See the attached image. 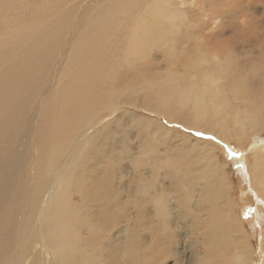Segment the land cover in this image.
Wrapping results in <instances>:
<instances>
[{
  "label": "bare ground",
  "instance_id": "6f19581e",
  "mask_svg": "<svg viewBox=\"0 0 264 264\" xmlns=\"http://www.w3.org/2000/svg\"><path fill=\"white\" fill-rule=\"evenodd\" d=\"M35 1L36 0H34L32 6H28L27 3L25 4L23 1L0 0V264H88V261L85 260L87 263L84 262L85 254L87 257L90 255L93 258L95 253H100L102 250L89 246L91 248L90 250L88 249L89 247L86 250L81 249L77 252V259L70 260L68 247L74 244V240L78 235L83 236V244H87L88 240L93 242V239H101L99 237H101L102 234L108 233L110 221L114 229L116 228L115 232L110 235L112 242L115 241V239L117 240L116 247L113 248V256L116 258L120 256L122 259L124 256V238L126 235H130L129 237L132 238L134 243L139 244L140 240H136L139 239V236H137L139 233L131 234V231L128 230L130 226L129 220L131 218L129 219L126 216V212H123L120 216L111 215L109 207L112 205L107 203L106 198L108 196L112 201L116 200L117 197L113 195H119L126 187V182H124L125 176H119L121 178L117 177L119 178L118 181H120L119 184L117 182L114 188L115 183H113L109 187V191L105 192H102L103 187L100 186V181H92L89 185L91 186L92 184V191L96 192V190L101 187V194L99 197L97 196L100 201L92 204L89 216L91 218L84 217L83 212L77 217L80 214V209L76 204L74 207L75 196H78L76 194L80 195L78 199L84 200L86 197L84 196V190H86L84 181H87L88 177L98 176L92 174L89 170H84V167L88 169L92 166L87 165V163H83V170L80 171V165L76 164V161H80L81 157H78V155H80L79 148L77 149V147H75L78 151L71 156H69L70 152L66 151L67 148L69 149V146L72 147L75 142H79L78 145L81 147L84 146V149L81 148L82 150H85L86 147L90 148L92 145L95 146L98 142H94L95 134L85 136L84 134L86 132H83V134L80 133L78 137L75 136L73 138V134H78V132L73 130L89 127L95 122L96 116L92 113L96 111H91L94 108H91L89 106L90 104L88 105L89 102L97 104L95 101L102 98L103 91L109 95L113 93L111 81L117 80L119 74L118 72L116 73L117 70L113 67L107 69L104 66L105 57L113 51L116 52L119 48H121V53L123 52L124 56V50H126L125 59L119 62L116 61L114 58L115 56H112L113 54L110 56V59L112 58L110 61L119 67L124 65L125 62L127 66H130V63L135 60L133 59L134 57H140L143 63L140 62L141 65L139 69L136 68V71H145V68L148 67V71H154L157 81L159 80L161 84L164 83V86L168 85L167 88L164 89L165 92H168V95H161L162 101H154L156 103L153 105L156 106L155 108L159 112L166 113L165 115L168 117L170 124L176 122V126H182L178 123V119L182 118V113L177 111L175 107L178 106L183 111V107L186 106L189 110V114H191L193 118L208 113L212 120L215 118H224L225 121L228 122L232 118H237L239 114L246 113L249 115L248 117L254 126L259 125L260 127H264V74H262L261 80L256 84L251 80L241 81L240 76L231 74L227 76V81L229 83L227 86L230 88L229 91L225 90L224 87L219 84V81L214 78H210L208 80L209 82L200 90L193 89L192 91L186 87H182L180 89L178 101L174 105L169 96L168 88L173 80H171L169 76L163 77L162 79L159 78V74L156 72L158 71V65L155 63L157 56H153V53L149 54V52L161 49L162 53L167 55L166 62L169 65L174 62L173 56L169 54L172 52L171 48L174 47L175 44L170 46V41L174 42V38L179 34V31L176 32L173 30L177 25L175 20L177 18L176 14L179 11L177 7L179 6H176V13L173 12L166 18L156 6L157 3H159V5L166 4L167 6L168 3L175 7V0H140L141 3H136V1L133 0L135 5H137V9L133 13L131 10L132 8L130 9V7L134 5L132 0L128 2V4L130 3V7L124 4V0H109L106 1V3L103 2L101 6L87 9L81 15L82 18L78 25V33L74 36L73 42L69 44L68 50L65 53V59L60 60L64 67L56 69V63L53 62L58 58L55 52H58L60 44L65 42L63 38L64 28L68 22L71 24V14L73 15L78 11H74L73 8L76 5L71 8V4V7L69 6L71 9L66 8V10H63V8H65L64 3L68 0H47L44 5L40 4V9H36L38 1ZM179 3L182 5L184 2L180 0ZM113 5L114 7L116 5H121L122 7L126 6L124 9L127 12L120 11L117 14V10L112 9ZM11 7L13 8L10 11ZM22 9H24L23 12L27 11L28 15H22ZM75 10H77V8ZM167 18H169V20H167ZM163 22L166 23L163 24ZM124 26L127 27H125L126 30L122 28ZM66 27L69 28V26ZM233 37L238 39H235L234 42L238 41L239 45L229 47L243 49L246 40H240L239 36L236 34H234ZM116 38L119 41H117ZM211 42L213 43L215 40ZM256 46H263V44L261 42ZM231 62H233V64L230 65V71H237L238 68L240 69V62H238L239 64H234V59L231 60ZM257 64H260V62H252L251 66L257 68ZM261 64L264 65V55ZM50 68L52 71L57 72L52 74ZM145 75L143 74L141 76ZM53 77L55 86L47 99H49V102L57 107V109L50 115L52 112L50 107L52 105L50 106L48 101L47 107L41 104L44 105L43 108H45L44 116L38 119L39 123L36 125L37 119H33L32 117L35 102H37L36 100L39 99L40 95L45 90V86H49ZM126 81L127 80H124L121 84H124ZM148 81L149 78H143V80L137 79V84L141 86L142 84H148ZM159 81L157 84H160ZM132 82L130 81L126 84L128 85V83L130 84ZM149 82L152 83L151 86L154 85L152 80ZM52 85L53 84H50L51 87H53ZM140 86L136 87L139 88ZM161 87L159 88L160 90H162ZM152 90L154 91V89ZM151 91L148 92L150 93ZM159 91L157 90L156 92ZM229 93L232 94L234 102L230 109L228 108ZM90 94V99L92 100H87L86 98ZM147 98L149 99L150 97ZM139 99H137V101ZM207 101H209V103H207ZM117 104H119V102L113 103L111 107L114 108L113 106ZM120 106L121 105H119L118 108ZM135 107L137 108V105ZM37 109L38 108H36V110ZM114 109H116V107ZM124 110L126 109L124 108ZM46 114L47 116H45ZM183 119H185L184 116ZM155 122L152 124L155 125ZM30 126L32 127V131H37V128H39L36 133V138L30 134ZM33 126L37 128H33ZM107 127L109 128L110 125L108 124L105 128H102L106 129ZM151 127L152 126H150V128ZM155 128H157V126ZM121 129H123V127ZM162 129L166 131L170 128L164 124ZM115 130L117 131V129ZM93 131H95V129ZM98 131H100V128ZM68 132L70 133L68 134ZM135 136L134 138H140L137 139V141L139 140L140 146L142 144H151L149 136L147 137V135L141 134ZM225 137L228 138L229 134ZM77 138L80 139L77 140ZM125 138H127L126 134ZM169 138L170 137H167V139ZM244 138H246V136ZM130 139L129 137L128 140ZM126 142L128 141L126 140ZM160 142L161 141L157 139L153 145L156 146L157 143L161 144L162 142ZM125 144L126 143H124V145ZM262 145L256 144L255 148L259 150ZM128 146L130 147V145ZM132 147L133 146L130 148ZM156 148L158 149L159 147L156 146ZM47 149H52L54 152H52L53 157L48 159L47 166H44V162L47 158H43L42 156L47 155ZM63 150L66 151L65 153L69 157L66 158L67 156L64 154V157H66L61 160L64 158L62 157L63 155H61ZM134 150L135 146L127 155L129 159L132 157ZM96 152H98V150ZM159 156H157L160 158L157 165L160 167L163 158L161 154H159ZM125 161L124 163L122 161L120 162L127 168L128 165ZM259 167H264V159L259 161ZM176 169L182 170V165L177 166ZM25 172H27V174H25ZM165 174L172 173L166 172ZM262 175H264V173H262ZM157 176L159 177V175ZM74 178L78 181L76 191H74L72 187V180ZM109 179L111 180V182L109 181L111 184L114 179ZM138 192L139 191H137V193ZM69 197L70 208L69 211L66 212L64 207L69 201ZM87 207H89V205H87ZM133 209H135V207ZM128 212L131 213L132 211ZM164 212L165 206L163 205L160 208V213ZM214 212L213 210L208 217L212 219L209 220V222L203 223L201 228H197L196 226L199 224L193 222L195 226L188 229L192 231V235L191 239H188L186 243L192 247V250L193 247H195L194 244L202 246L200 250H196L198 254L196 255L194 253V256L196 257L199 255L201 257L200 261H204L206 264H250V259L245 255H241L239 249L235 247L237 238H235L232 244L225 245L223 243L221 229L229 218L228 214H222L217 217V215H213ZM140 216V219H136L134 216L136 221L142 219V215ZM148 216L149 215H145L143 218ZM94 218L98 220V223L96 222L97 224L94 223L95 221L93 222L92 219ZM221 220H223V223L220 222ZM132 224L131 229L134 227ZM194 230H198L199 233L196 235V231L194 232ZM140 237H142L141 241L144 239V241L150 245L149 243L152 240L147 234L141 235ZM205 243H208V246H205ZM143 244L145 243L143 242ZM106 247H110V244L104 246V248ZM145 247L147 246L145 245ZM173 249H176V247ZM106 251V249L103 251L104 254H106ZM243 251L245 254H248L245 248ZM147 252H145L146 255ZM149 252H151L150 249ZM173 252L175 251L173 250ZM228 252L229 259H225L224 255ZM101 253L98 256H102ZM167 256L169 257L170 255ZM168 257H164L165 259H156V261H154L153 255H150V257L144 258H147L148 262L146 260L142 261H145L144 264H152L153 262L156 264H166ZM202 257H204V259ZM108 261L105 263L109 264ZM181 261L183 262L181 258L178 260L176 259V264H181Z\"/></svg>",
  "mask_w": 264,
  "mask_h": 264
},
{
  "label": "rangeland",
  "instance_id": "374dc122",
  "mask_svg": "<svg viewBox=\"0 0 264 264\" xmlns=\"http://www.w3.org/2000/svg\"><path fill=\"white\" fill-rule=\"evenodd\" d=\"M18 1H23V3H27L28 6H32L34 3V0ZM43 1L44 0L35 1L37 2L36 9H40V4L44 5V3L47 2V0ZM106 1L109 0H68L64 3L65 8H63V10H66V8L69 9L71 4V8L76 5L75 7L77 10H75V7L73 10L78 12L73 15L71 14V24L68 22L66 26H69V28L66 26L64 28L63 38L65 42L58 47V52H55L58 58L53 62L56 63V69L64 67L60 60L65 59L68 46L73 42L74 36L78 33V25L82 18V13L87 9L101 6L102 3H106ZM129 1L131 0H124V4L130 7V3L128 4ZM134 1H136V3H141L140 0ZM134 1L132 0V2ZM209 1L182 0L184 3L181 5L179 3L180 0H175V7L168 3L167 6L166 4L159 5V3H157L156 8L161 11L162 15H165V18L173 12L176 13V6H179L177 7L179 11L176 14L177 18L175 20L177 25L173 29L176 32L179 31V34L174 38V42L170 41V46L175 44V46L171 48L172 52L169 54L173 56L174 62L169 65L166 62L167 55H165V53L163 54L161 49L149 52V54L153 53V56H157L155 63L158 65V71L156 72L159 74V78L162 79L163 77L169 76L170 79L173 80L168 88L169 96L174 105L178 101V96L182 87H186L192 91L193 89L200 90L209 82L208 80L210 78H214L219 81V84L222 85L225 90L229 91L230 88L227 86V84H229L227 76L231 74L240 76L241 81L251 80L255 84L261 80L262 74H264V65L261 64L264 55V0ZM133 4L134 5L130 7V9L132 8V13L137 9L135 2ZM126 6L122 7L121 5H116L114 7L113 5L112 9H116L118 14L120 11H126L124 9ZM12 8L13 7H11L10 11ZM23 10L24 9H22V15H28V12L25 11V13ZM167 20H169V18H167ZM164 23L166 22H163V24ZM125 27L126 26L122 28L126 30L127 27ZM234 34L238 35L240 40H246L243 49L229 47L239 45L238 41L234 42L235 39L238 40L233 37ZM214 40L215 42L212 43L211 41ZM117 41L119 40L117 39ZM261 42L263 46H256ZM118 50L116 52L113 51L111 54H113L112 56H115L114 58L119 62L125 59L126 50H124V56L123 52L121 53V48ZM111 54L105 57L104 66L107 69L113 67L117 70L116 73L118 72L119 74L117 80L111 81L113 96L103 91L102 98L97 100H101L100 102L95 101L97 104L89 102L88 105L90 104L89 106L94 108L91 110L92 112L99 111L97 112L98 114L96 112L92 113L96 116L95 122L89 127L73 130L78 132V134H73V138L75 136L78 137V135L80 133L83 134V132H86L84 134L85 136L95 134L94 142L98 141L97 143L95 142L96 144L94 143L96 147L92 145L90 148L86 147L85 150H82L81 148L84 146L81 147L78 145L79 142H75L72 146L73 148L69 146V149L67 148L66 150L70 152L69 156L73 155V153H77L79 150L80 155H78V157H81L80 161H76V164L80 165V171L83 170V163H87V165L92 166L88 169L84 167V170H89L92 174L98 176L88 177L87 181H84V187L86 185V190H84V196L86 197L84 200L78 199L80 195L74 193L78 195L75 196L74 207L76 204L80 209V214L77 217L83 212L84 217L91 218L89 217L90 210L92 204L100 201L97 196L99 197L101 194V187L94 192L92 191V184L89 186L90 183L92 181H100V186L103 187L102 192H105L109 191L108 189L113 183H115V188L117 182L118 184L120 182L118 179L125 176V181L123 180L126 182L125 189L122 190L119 195H113L117 197L115 201L109 199L108 196L106 200L108 204L113 206L109 207L111 215L120 216L123 212H126V216L129 219L131 218L129 220L130 229L128 228V230L131 231V234L139 233V235H137L139 239L136 240L140 241L139 244L134 243L132 238L129 237L130 235H126L123 240L124 256L122 259L120 256L116 258L113 256V248L116 247L117 240L115 239V241L112 242L110 237V235L115 232L116 228L114 229L110 221L108 233L102 234L101 237H99L101 239H93V242L88 240L87 244H83V236L78 235V238L76 237L74 240L75 245L73 244L68 247L70 260L77 259V252L81 249L86 250L90 246L91 248H99L102 250L101 252L105 249L107 251L105 252L106 254L100 252L103 257L98 256L100 254L98 252L94 254L93 258L90 255L87 257L85 254L84 262L88 261V264H90V262L91 264H103V262L106 264L105 262L108 260L109 264H144L145 261L142 260L148 262L147 258H144L150 257V255H153L154 261H156V259H163L164 257L167 258V255H170L166 264H176V259L178 260L180 258L183 260L181 264H206V262L200 261L201 257L199 255L196 257L194 256V253L196 255L198 254L196 250H200L202 246L194 244L195 247H193L192 250V247L186 242L188 239H191L192 235V231L188 229L191 227L193 228L195 223L199 224L196 226L197 228H201L203 223L209 222V220L212 219L208 217L214 210L215 212L213 215H217V217L222 214H228L229 216L221 229L223 243L225 245L232 244L235 238H237L235 247L239 249L241 255H245L250 259V264H264V175H262V173H264V167H259V161L264 159V127H260L259 125L254 126L248 117L249 115L246 113H241L237 118H232L228 122L225 121L224 118H215L212 120L208 113L193 118L191 114H189V110L186 106L183 107V111L180 107H175L177 111L182 113V118L178 119V123L182 126H176V122L170 124L168 117L165 115L166 113L162 112L164 113L162 114L155 108L156 106L153 105L157 101H162L161 97L163 94L168 95V92L164 91L168 85L164 86V83L161 84L159 80L161 85L157 84L158 81L154 75V71H148V67L145 68V71H136L139 69L141 63H143L140 57H134L133 59L135 60L130 63V66H127L125 62L124 65H122L123 67H119L110 61L112 59H110ZM233 59L234 64H239L238 62H240V69L238 68L237 71H230V65L233 64L231 60ZM256 61H259L260 64H257V68H254L251 66V63ZM50 71H52L51 68ZM56 72L57 71H52L51 73L55 74ZM141 72H144L143 74L146 75L141 76L143 75ZM143 78H149V81L152 80L154 85L151 86L152 83L149 81L148 84L138 85L137 79L143 80ZM124 80L127 81L121 84ZM130 81L133 82L127 85L126 83ZM54 83L55 80L53 77L50 82V84H53V87H51L50 84L49 86L46 85L45 90L40 95L39 99L36 100L37 102H35L32 117L33 119H37L36 125L39 123L38 119L44 116L45 108L43 107L44 105L47 107L49 102L47 97H49L51 91H53L55 86ZM136 86L140 87L138 88ZM160 87L162 90L159 89ZM152 89H154V91ZM155 90L160 91L156 92ZM138 96L141 98L139 99ZM90 97L91 94L87 96L86 99L92 100ZM147 97L150 98L148 99ZM228 98V108L230 109L234 104L232 94L229 93ZM137 99L139 100L137 101ZM115 102H119V104L113 106L114 108L116 107V109L111 107ZM207 103H209V101H207ZM51 105L50 103V106ZM119 105H121V108H118ZM136 105L137 108L135 107ZM36 108L39 110H36ZM124 108L126 110H124ZM56 109L57 107L52 105L50 107L52 111H50V115H52ZM45 116H47V114ZM183 116L185 119H183ZM153 122H155V125L152 124ZM161 123L169 126L170 129L164 131ZM108 124L110 127L103 129ZM121 126L123 129H121ZM150 126L152 127L150 128ZM156 126L157 128H155ZM33 128L37 127L33 126ZM99 128L101 135L100 131H98ZM94 129L95 131H93ZM115 129H117V131ZM38 130L39 128H37V131ZM37 131H32V127L30 126V134H32L34 138H36ZM69 133L70 132H68V134ZM125 134L127 138H125ZM129 134H131L132 137ZM139 134L147 135V137L149 136L151 144H142L140 146L139 140L137 141V139L140 138H134L135 135L137 136ZM227 134H229V139L225 137ZM245 136L246 138H244ZM129 137L131 138L130 140H128ZM167 137L170 138L167 139ZM124 138L128 142H126ZM156 138L162 142H160L161 144L157 143L156 146L159 147L158 149L153 145V143L157 141ZM79 139L80 138H77V140ZM124 143L126 144L124 145ZM127 144L130 145V147L135 146L134 153L130 159L127 155L130 153V150H133V147L130 148ZM256 144L263 145L258 150V148H255ZM75 147L79 149L77 150ZM47 150V155L45 152L46 156L40 154L43 158H47L44 162V166H47L48 159L53 157L52 152H54L52 149ZM97 150L98 152H96ZM66 151L63 150L61 153V155H63L62 157H64V154L66 155ZM159 154H161L163 158L160 167L157 165L160 159L157 157ZM65 157L61 160L65 159ZM120 161L123 163L125 161L128 165L127 168ZM179 165H182V170L176 169ZM166 172L172 174H165ZM25 174H27V172H25ZM157 175H159V177ZM109 178L114 179L111 184ZM73 180L72 187L73 190L76 191L78 181H76V178ZM137 191L139 192L137 193ZM68 200L69 201L64 207L66 212L69 211L70 208V197ZM87 205H89V207H87ZM163 205L165 206V212L160 213V208ZM134 207L135 209H133ZM128 211L132 212L130 213ZM140 215H142V219L136 221L137 218L140 219ZM145 215L149 216L143 218ZM92 220L93 222L95 221V224L98 223V220L95 218ZM220 222L223 223V220ZM130 223H133L132 225L134 227L132 229ZM195 231L197 235L199 231L194 230V232ZM145 234L152 240L149 243L150 245H148L144 239L141 241L142 237L140 236ZM104 237L107 238L105 239ZM143 242L145 244H143ZM102 243L104 246L110 244V247L104 248ZM145 245L149 247L147 248ZM185 246H188L187 248L190 250ZM205 246H208V243H205ZM90 247L88 248L89 250L91 249ZM174 247H176V249H173ZM244 248L247 250L248 254H245L243 251ZM149 249L151 252H149ZM144 250L145 252L148 250L147 255H150L147 256ZM173 250L175 252H173ZM224 257L225 259H229V252L226 253ZM202 258L204 259V257ZM152 264L156 263L153 262Z\"/></svg>",
  "mask_w": 264,
  "mask_h": 264
},
{
  "label": "snow or ice",
  "instance_id": "6c2138e0",
  "mask_svg": "<svg viewBox=\"0 0 264 264\" xmlns=\"http://www.w3.org/2000/svg\"><path fill=\"white\" fill-rule=\"evenodd\" d=\"M198 135H199V133H198Z\"/></svg>",
  "mask_w": 264,
  "mask_h": 264
}]
</instances>
